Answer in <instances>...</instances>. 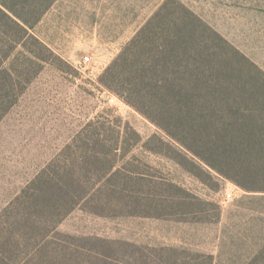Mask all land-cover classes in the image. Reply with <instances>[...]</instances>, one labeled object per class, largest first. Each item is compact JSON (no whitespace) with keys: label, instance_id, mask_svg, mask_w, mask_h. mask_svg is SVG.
<instances>
[{"label":"rangeland","instance_id":"374dc122","mask_svg":"<svg viewBox=\"0 0 264 264\" xmlns=\"http://www.w3.org/2000/svg\"><path fill=\"white\" fill-rule=\"evenodd\" d=\"M184 9L210 29V44L224 40L236 49L239 53L230 50L231 56L240 63L246 59L247 73L264 86V0H58L33 34L59 59L50 57L0 122V214L41 171L76 166L74 193H86L58 225L70 243L101 251L108 242L128 253L139 249L146 250L145 255L166 256L160 250L167 249L174 250V257L191 260L213 256L214 264L249 263L264 245V193L246 192L206 166L198 170L150 141L161 134L156 126L99 84L100 76L149 21L159 16L164 24L180 22ZM87 57L90 61L84 63ZM118 118L128 122L142 142L130 135L123 148L130 150L115 158L111 148ZM90 122L110 128L104 137L110 152L98 151L103 172L87 167L93 172L86 178L82 163L94 166L97 160L91 155L83 162L77 145ZM113 164L121 176H111L108 182ZM247 166L239 165L229 176L246 183L244 175L252 176ZM117 185L132 196L109 201ZM140 188L149 193L147 201L136 200ZM98 189L102 197L95 198L100 203L94 206V198L85 195Z\"/></svg>","mask_w":264,"mask_h":264},{"label":"trees","instance_id":"16d2710c","mask_svg":"<svg viewBox=\"0 0 264 264\" xmlns=\"http://www.w3.org/2000/svg\"><path fill=\"white\" fill-rule=\"evenodd\" d=\"M57 1L0 0V122L50 57L59 59L33 34ZM158 17L126 45L100 76L99 84L156 126L162 135L154 134L150 141L156 140L198 170L206 166L246 192L264 193V86L258 77L247 73L246 59L240 63L231 56L239 52L226 41L210 44V29L191 11L184 9L180 22L173 24H164ZM109 129L90 122L80 134L77 150L84 155L83 162H89L91 155L97 160L94 166L82 163L86 178L93 172L87 167L103 172L98 151L109 154L104 139ZM130 135L136 137V143L142 142L132 126L118 118L111 148L115 158L130 150L123 149ZM247 163L252 176L244 175L246 183L229 176L239 165L249 169ZM75 167L41 171L2 211L0 264H214L213 256L208 261H204L206 257L191 260L170 255L174 250L161 249L166 256H159L153 252L145 255L146 250L132 245L137 250L128 253L108 242L101 251L70 243V237L58 232V225L77 207V198L86 193H74L78 180ZM116 168L114 164L109 167L108 182L111 176H121ZM122 179L125 182L124 176ZM64 184L69 187L65 189ZM119 185L110 193L104 187L109 201L132 196ZM99 194L102 197L100 189L87 193L85 199L92 196L96 206ZM135 198L147 201L149 193L140 188ZM247 264H264V245Z\"/></svg>","mask_w":264,"mask_h":264},{"label":"built area","instance_id":"2783aa9c","mask_svg":"<svg viewBox=\"0 0 264 264\" xmlns=\"http://www.w3.org/2000/svg\"><path fill=\"white\" fill-rule=\"evenodd\" d=\"M90 61V58H85V60H84V63H88ZM232 198V194H227V199H231Z\"/></svg>","mask_w":264,"mask_h":264}]
</instances>
